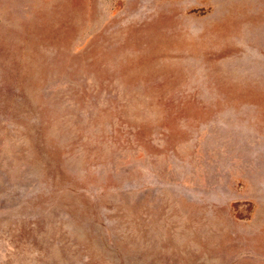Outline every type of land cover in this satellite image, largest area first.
<instances>
[{
    "label": "rangeland",
    "instance_id": "rangeland-1",
    "mask_svg": "<svg viewBox=\"0 0 264 264\" xmlns=\"http://www.w3.org/2000/svg\"><path fill=\"white\" fill-rule=\"evenodd\" d=\"M0 264H264V0H0Z\"/></svg>",
    "mask_w": 264,
    "mask_h": 264
}]
</instances>
